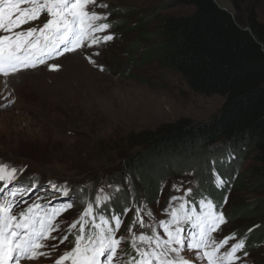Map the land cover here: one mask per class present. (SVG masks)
<instances>
[{"label": "rangeland", "instance_id": "374dc122", "mask_svg": "<svg viewBox=\"0 0 264 264\" xmlns=\"http://www.w3.org/2000/svg\"><path fill=\"white\" fill-rule=\"evenodd\" d=\"M215 1L220 8L235 14L230 0ZM97 2L107 7H96L95 11L108 13L107 22L113 25L107 33L98 35L112 34V41L89 48L83 55L80 51L67 53L6 80L0 76V164L23 170L5 191H17V200L22 201L17 214L33 203L43 205L41 211L64 209L55 220L60 231L52 232L53 237H62L67 226L79 219L85 205L94 202L97 194H111L112 200L106 204L122 191L131 195L133 183L119 175L121 159L138 150V134L154 132L181 120L198 126L216 115L224 102L219 96L192 92L177 72L160 62L155 16L188 15L193 12L192 7L162 9L167 0ZM240 8L241 17L253 15L264 25V0H244ZM45 19L42 16L33 24L40 25ZM97 51L99 55H91ZM50 64L58 65V70H49ZM225 162L232 166L233 161ZM252 165V155L246 156L240 173L247 172ZM197 183L192 170L173 174L161 182L153 201L141 199L138 207L132 204L134 210H129L118 233L124 237L121 248L131 252L133 234L151 235L155 231L162 235L160 222L170 221L168 213L181 202L170 198L179 196L194 201ZM251 183L249 179L239 189H229L227 203H223L225 198L219 202L228 223L213 233L215 239L236 233L238 241L249 229L264 224V214H260L258 206L264 192ZM173 184L179 188L174 189ZM52 185H68L69 196L54 191ZM188 188L193 191L186 196ZM80 189L91 199L79 204ZM248 203H255L253 215L232 216L235 207ZM99 208L94 207V212ZM137 211L144 221L143 228L132 224ZM74 235L75 232L69 235L63 244L59 239L45 241L50 258L23 264H54L74 246ZM236 241L230 240L222 251ZM247 252L249 255L240 264H264V240Z\"/></svg>", "mask_w": 264, "mask_h": 264}, {"label": "trees", "instance_id": "16d2710c", "mask_svg": "<svg viewBox=\"0 0 264 264\" xmlns=\"http://www.w3.org/2000/svg\"><path fill=\"white\" fill-rule=\"evenodd\" d=\"M243 1L230 0L233 15L215 0H167L162 9L192 7L193 12L155 16L160 62L177 72L192 92L219 96L224 102L216 115L198 126L181 120L138 134V150L121 159L119 175L133 183L131 195L122 191L97 214L132 211V204L138 207L141 199L150 203L165 178L189 170L196 172L198 181L194 201L205 196L219 203L229 189H239L249 179L264 192V25L253 15L241 17ZM249 155L253 165L240 173L241 162ZM225 159L233 161L232 166ZM216 177L225 181L222 188L214 183ZM78 194L91 199L83 189ZM254 204L235 207L231 214L253 215ZM194 206L189 201L188 207ZM258 206L264 214V198ZM240 239L245 240L246 251L252 249L264 240V224Z\"/></svg>", "mask_w": 264, "mask_h": 264}, {"label": "snow or ice", "instance_id": "6c2138e0", "mask_svg": "<svg viewBox=\"0 0 264 264\" xmlns=\"http://www.w3.org/2000/svg\"><path fill=\"white\" fill-rule=\"evenodd\" d=\"M96 7L107 5L97 0H0V76L6 80L67 53L80 51L83 55L89 48L112 41V34L98 35L107 33L113 25L107 22L109 14L95 11ZM42 16L46 17L42 24H33ZM27 24L33 26L25 29ZM91 55H99V52ZM58 68V65H49V70ZM22 171L0 164V182H3L0 188V264L50 258L51 251H45L48 249L45 241L59 239L63 244L73 232L74 246L54 264H65L69 260L71 264H240L249 255L245 240L236 241V233L220 240L214 238L213 233L221 231V225L228 221L221 205L205 196L193 201L195 206L191 208L186 206L189 201L184 197H171V201L181 202L168 213L170 221L160 222L163 234L155 231L151 235L133 234L131 252L121 248L124 237L118 235L122 216L130 208L108 215L104 211L94 212V207L112 200L111 194H97L94 202L85 205L79 219L67 226L62 237H53L52 232L60 231L55 220L64 209L41 211V205L33 203L17 214L16 209L22 203L17 200V191H5ZM214 183L222 187L225 181L218 178ZM52 187L61 195L69 196L68 185ZM173 188L178 189L179 185L173 184ZM192 191V188L186 189L185 195ZM79 198L83 202V196ZM223 203H227L226 198ZM88 218H91L90 224ZM137 223L145 227L139 211L132 221L133 225ZM230 240L236 242L222 251Z\"/></svg>", "mask_w": 264, "mask_h": 264}, {"label": "water", "instance_id": "95a60500", "mask_svg": "<svg viewBox=\"0 0 264 264\" xmlns=\"http://www.w3.org/2000/svg\"><path fill=\"white\" fill-rule=\"evenodd\" d=\"M225 10V9H224ZM245 30H247V29H245Z\"/></svg>", "mask_w": 264, "mask_h": 264}]
</instances>
